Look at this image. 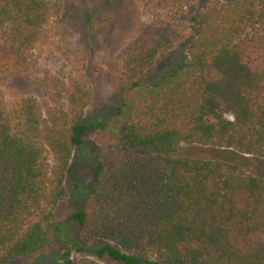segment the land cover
Masks as SVG:
<instances>
[{"label":"trees","instance_id":"1","mask_svg":"<svg viewBox=\"0 0 264 264\" xmlns=\"http://www.w3.org/2000/svg\"><path fill=\"white\" fill-rule=\"evenodd\" d=\"M195 1L161 3L174 20ZM204 2L186 61L153 82L146 73L176 36L171 25L136 24L112 68L115 108L87 121L84 78L38 68L49 1L0 0L10 47L0 51V264L42 251L58 231L54 212L87 135L95 188L69 216L85 244L99 243L84 251L116 264H264V180L222 160L176 156L194 144L264 160V0ZM77 63L83 70L84 54ZM16 76L53 104L7 94Z\"/></svg>","mask_w":264,"mask_h":264},{"label":"rangeland","instance_id":"2","mask_svg":"<svg viewBox=\"0 0 264 264\" xmlns=\"http://www.w3.org/2000/svg\"><path fill=\"white\" fill-rule=\"evenodd\" d=\"M48 1L52 7L46 28L48 42L37 55L38 68L60 77L80 74L84 78L92 90L91 102L84 114L87 121L102 120L115 108L118 90L112 82V68L128 45L137 23L171 25L176 36V42L166 58L156 61L147 71V80L153 82L186 61L189 39L198 27L196 23L206 5L204 0L192 2L171 20V13L161 0ZM0 51H10L6 29H0ZM81 54L85 56L83 70L79 69L77 63ZM13 90L35 97L43 108L53 104L50 95L20 76L13 78L5 88L7 94ZM84 140L85 145L74 150L68 166L65 182L67 198L57 205L54 212L58 231L45 249L11 264H64L65 252L71 264H76L81 258H89L100 264H116L106 258L97 259L84 251L99 243L85 244L78 226L69 221L70 214L85 206L95 188L91 175L93 161L87 149V145L93 142V135H87ZM176 156L222 160L236 165L241 177L251 175L264 180V160L255 156L194 144H181ZM53 175L50 160L49 177Z\"/></svg>","mask_w":264,"mask_h":264}]
</instances>
